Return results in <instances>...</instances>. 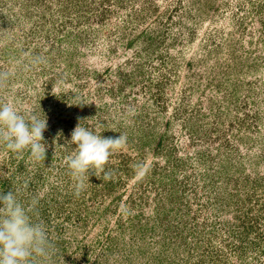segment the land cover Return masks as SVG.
<instances>
[{
  "label": "rangeland",
  "instance_id": "obj_1",
  "mask_svg": "<svg viewBox=\"0 0 264 264\" xmlns=\"http://www.w3.org/2000/svg\"><path fill=\"white\" fill-rule=\"evenodd\" d=\"M9 101L47 150L0 144V195L39 198L52 264H264V0H0ZM78 122L127 136L79 196Z\"/></svg>",
  "mask_w": 264,
  "mask_h": 264
},
{
  "label": "clouds",
  "instance_id": "obj_2",
  "mask_svg": "<svg viewBox=\"0 0 264 264\" xmlns=\"http://www.w3.org/2000/svg\"><path fill=\"white\" fill-rule=\"evenodd\" d=\"M77 102L69 105H81ZM47 119L34 114H22L14 102L0 104V144L17 156L27 153L34 161H44L47 145L43 133ZM105 130V129H103ZM78 122L70 134L74 151L66 158L65 165L73 180L74 194L79 196L86 189L90 173H104L105 165L117 149L127 144V136L103 137ZM148 171L140 163L137 172L143 176ZM38 197L28 204L18 199V190L0 195V264H52L53 243L46 226L34 219Z\"/></svg>",
  "mask_w": 264,
  "mask_h": 264
}]
</instances>
